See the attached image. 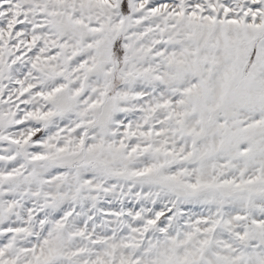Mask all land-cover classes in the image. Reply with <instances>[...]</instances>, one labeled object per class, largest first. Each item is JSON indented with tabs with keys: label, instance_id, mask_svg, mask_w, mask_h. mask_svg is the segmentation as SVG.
<instances>
[{
	"label": "snow or ice",
	"instance_id": "1",
	"mask_svg": "<svg viewBox=\"0 0 264 264\" xmlns=\"http://www.w3.org/2000/svg\"><path fill=\"white\" fill-rule=\"evenodd\" d=\"M0 264H264V0H0Z\"/></svg>",
	"mask_w": 264,
	"mask_h": 264
}]
</instances>
